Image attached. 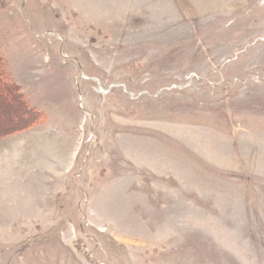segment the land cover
I'll return each mask as SVG.
<instances>
[{"label": "rangeland", "instance_id": "obj_1", "mask_svg": "<svg viewBox=\"0 0 264 264\" xmlns=\"http://www.w3.org/2000/svg\"><path fill=\"white\" fill-rule=\"evenodd\" d=\"M0 58V264H264V0H0Z\"/></svg>", "mask_w": 264, "mask_h": 264}, {"label": "trees", "instance_id": "obj_2", "mask_svg": "<svg viewBox=\"0 0 264 264\" xmlns=\"http://www.w3.org/2000/svg\"><path fill=\"white\" fill-rule=\"evenodd\" d=\"M2 62L3 61L0 58V87H2L3 89L4 88L5 89H14L12 86H8L7 87V83L4 82L5 74L3 75ZM14 91H15L14 94L19 96L18 90L14 89ZM2 93H4V91H0V99H3L4 98V96L2 95ZM22 104L23 103H21V102L17 103L18 107L20 108V111H22L24 114H30V115H28L29 123H30L33 120V118L36 116V113H35V111L33 109H28V112L27 111L25 112V110L27 109V106L25 105V107L23 108Z\"/></svg>", "mask_w": 264, "mask_h": 264}]
</instances>
